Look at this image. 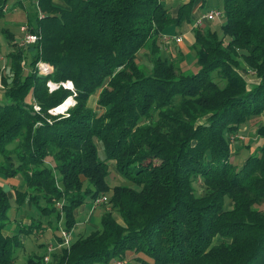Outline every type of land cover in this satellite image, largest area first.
Returning <instances> with one entry per match:
<instances>
[{"label":"trees","instance_id":"16d2710c","mask_svg":"<svg viewBox=\"0 0 264 264\" xmlns=\"http://www.w3.org/2000/svg\"><path fill=\"white\" fill-rule=\"evenodd\" d=\"M62 1L65 6L38 0L43 14L28 19L39 36L23 56L29 68L13 51L2 70L0 174L25 173L28 186L46 192L31 196L44 212L56 207L51 198L63 199L66 230L77 223L76 208L108 191L122 223L105 212L98 228L51 253L47 264H107L127 256L142 264H264V210L258 208L264 141L240 166L232 160L235 141L247 133L242 128L264 113V0H223L222 36L193 28L197 69L190 72L175 69L159 39L171 26L192 22L197 0L182 2L175 16L161 0ZM7 3L0 0V17ZM147 44L149 73L137 63ZM40 60L54 72L38 74ZM249 72L257 81H248ZM49 79L73 81L78 102L68 116L49 114L73 94L62 88L47 99ZM96 92L98 110L88 106ZM258 133L264 136V125ZM155 159L162 164L154 168ZM111 161L129 185L110 186ZM197 179L205 191L197 192ZM8 192L0 183V264H13L22 246L18 233H5L12 223ZM26 196L16 193L18 206ZM215 236L229 241L212 244Z\"/></svg>","mask_w":264,"mask_h":264},{"label":"rangeland","instance_id":"374dc122","mask_svg":"<svg viewBox=\"0 0 264 264\" xmlns=\"http://www.w3.org/2000/svg\"><path fill=\"white\" fill-rule=\"evenodd\" d=\"M184 1L185 0H171L168 3L163 2V4H165L168 10L170 11L172 8L176 9V7ZM196 3L197 4H195V7L191 12V16L195 9H198L200 13H204L210 8H215L220 13L223 11V0H197ZM199 3L200 5H198ZM6 9V13L0 17V98L3 97V92L4 90H6V86L1 76L3 74L2 70L8 66V57L10 53L14 51L16 53L22 54V57L20 59V66L23 67L25 70L29 68L27 58L23 56H25L28 51H30V46L35 45L37 42L23 44L22 41L27 35V31L25 30L24 26L28 24V26L31 28L28 23L29 17L34 16L36 14H40V12L43 13L39 6L38 0H8ZM192 23L193 22H184L182 25L179 26H171L168 30H166L168 39L166 41L162 40V35L159 39L163 55L169 58L172 57L175 60V69H181L182 71L186 72L195 71L197 69L195 63V54L194 51L191 49L194 38L192 28H190V24ZM223 23L224 17L217 16L211 22H204L201 26H199V28L205 31H216L219 36H222L221 25ZM180 35L182 37V41L179 43L174 41L173 38H171V36L177 37ZM15 42L16 46L13 48V43ZM148 46V44L145 45L137 54L138 66L145 73H149L152 67V56L150 55ZM43 62L45 61H37V63L35 64V68L38 74L46 76L45 73H42ZM247 78L250 83H253L257 80L254 74L251 72L248 73ZM46 87L48 89L47 99H52L55 96V94L53 93L63 88H56L52 90L49 85V81L46 82ZM63 89L72 92V90L66 88ZM28 101H33L32 94L29 95ZM77 102L78 101L76 100V98L74 99V97H72V95L70 94L61 104L58 105L62 108H60L59 110H54V108L58 107L56 106L51 108L53 109V111L50 109L48 110V112L49 114L57 118L61 116H68L70 109L75 108ZM88 106L96 110L100 108L98 104V92L94 93L90 97V99L88 100ZM33 108L35 112H41V105L36 100L34 102ZM48 119L51 118L48 117ZM262 125H264V119H258L254 123L247 125L246 131L248 133L245 134V136L251 138V141L247 138L246 140L245 138L240 139L242 140L240 141L242 143L241 147L239 148V150L237 148L234 149V156H232V160L235 164H237V166H240L242 164V162L249 153L248 150H250L251 153V151L254 150V146H257L258 144L260 145L264 141V136H262V134L259 135L258 133V127ZM256 135L259 136V139L255 138ZM254 138L255 140H252ZM238 141L239 140H236L235 143ZM247 143L252 144V149H246V147H244ZM99 147L102 150L101 144H99ZM101 154L103 153L101 152ZM153 162L154 168L162 164L161 160L155 159ZM50 163L54 164L53 162ZM109 167L111 170V174L109 175V177H107V180L110 186H113L115 184H130L126 179H124L117 173V170L115 169L112 161L109 163ZM0 183L6 190L9 191L8 194L12 197V209L9 212V214L11 215L12 223L8 226L10 227V229L7 230L5 233H18L22 241V246L19 247V249L17 250L16 258L13 264H26L27 260L31 258L39 256L44 257L46 254L51 255V253L53 254V252L55 251L62 250L64 247H69L70 244L61 245L63 240L59 241V237H63V230H65L69 234L71 241L80 236V234L88 235L99 227V225L101 224V217L105 212L110 211L115 217V219L119 223H122L118 214L112 209L111 203L108 202L111 195V191L105 193L107 196V203H100L99 205L94 207L93 201L90 204H82L78 208H76L75 215L77 223L71 230H66L64 224L65 217L61 206L63 203V199L58 200V197L51 198V201H49L48 203L50 208L54 204L56 205V207L49 210L50 212H44L41 208L37 207L34 204V201L31 196H43L44 194H46V192H44L41 187L36 188V184H34L33 186H28L26 184L25 173H18L17 175L12 176H3L0 174ZM56 185L58 189H64V186H60L59 182H57ZM194 187L197 192H200L202 190L205 191L206 189L200 179H197L195 181ZM18 191L27 195L25 203L20 206H18L17 202L15 201L16 193ZM47 195L48 197L50 196L49 194ZM40 201L41 206L47 205L45 199H41ZM225 203L226 208H230L232 206L231 200L229 199H226ZM82 208L85 210V212L80 213L79 211V214L77 215V210ZM258 208L264 210V203L258 205ZM57 210L62 211L61 220L57 218ZM36 223L41 224V226L35 228ZM27 227H32V230L34 231H32L30 234L26 233ZM224 241H229V239H225L220 236H215L212 240V244L216 245ZM50 246L54 248L52 252H48ZM138 256L140 255L138 254ZM123 261H125L126 264H142L140 259H137L134 256H127V258L123 259ZM42 264L44 263L42 262Z\"/></svg>","mask_w":264,"mask_h":264},{"label":"built area","instance_id":"2783aa9c","mask_svg":"<svg viewBox=\"0 0 264 264\" xmlns=\"http://www.w3.org/2000/svg\"><path fill=\"white\" fill-rule=\"evenodd\" d=\"M43 13L40 12V16L42 15ZM217 16H223V12H219L217 9L215 8H210L208 9L206 12L202 13L201 15H199L195 20H194V23H193V27H199L201 26L204 22H211L212 20H214ZM25 30L27 31V35L25 37V39L22 41L23 44L25 43H34V42H37L38 39H39V36L32 32L30 30V27L27 25L24 26ZM162 37L164 41H166L168 39V36L166 33L162 34ZM171 38H173L174 41L176 42H181L182 41V37L181 35L180 36H177V37H174V36H171ZM42 73H45L46 75H50L54 72L55 68L53 65H51L50 63H47V62H43V66H42ZM49 85L50 87L52 88V90L56 89V88H66V89H69V90H72L73 94H72V97H74L75 99V94H76V90H75V85L73 83L72 80H65V81H55L53 79H49ZM39 107V106H38ZM60 108H62L61 106H58L56 108H54V110H59ZM50 110V109H49ZM53 111V109H51ZM107 203V196L104 195V196H101L100 198H97L95 201H94V207L99 205L100 203ZM63 206V203L62 205ZM62 236H63V242L61 245H69L70 242H71V238L69 236V234L63 230L62 231ZM54 250L53 247H49V251L48 252H52ZM50 261V255L46 254L43 258V263L44 264H47L48 262ZM107 264H126L125 261L121 260V259H115Z\"/></svg>","mask_w":264,"mask_h":264},{"label":"crops","instance_id":"0c3cea01","mask_svg":"<svg viewBox=\"0 0 264 264\" xmlns=\"http://www.w3.org/2000/svg\"><path fill=\"white\" fill-rule=\"evenodd\" d=\"M55 1V3L57 4V5H61V6H65V4H64V2L62 1V0H54ZM162 2H164V3H168V2H170L171 0H161ZM180 5H178L177 7H176V9L174 8H172L170 11H169V13L172 15V16H175L176 15V13H177V9H178V7H179ZM202 13H200V11L198 10V9H195L194 10V12H193V14H192V22L194 23V18L196 19L199 15H201ZM193 23L192 24H190V28H192V30H193ZM257 81V80H256ZM261 120H263L264 119V113H262V115H261V118H260ZM243 131H245V132H247L246 131V128H243L242 129ZM248 133V132H247ZM246 133V134H247ZM244 137H245V140H246V138L247 139H249V140H251V138H248V137H246L245 136V133H244ZM253 137V136H252ZM256 139H259V136L258 135H256V137H255ZM255 138L254 139H252V140H255ZM240 141H242V140H239L238 142H240ZM238 142H236L235 143V146H234V148H240L241 147V145H242V143L240 144V143H238ZM237 145V146H236ZM239 150V149H238ZM84 208V207H83ZM78 209L77 210V215L79 214V211H80V213H84L85 212V210L84 209Z\"/></svg>","mask_w":264,"mask_h":264}]
</instances>
